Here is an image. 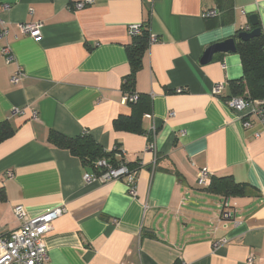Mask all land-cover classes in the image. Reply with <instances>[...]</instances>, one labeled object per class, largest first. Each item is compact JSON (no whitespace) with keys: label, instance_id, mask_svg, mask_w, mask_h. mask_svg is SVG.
Listing matches in <instances>:
<instances>
[{"label":"crops","instance_id":"crops-1","mask_svg":"<svg viewBox=\"0 0 264 264\" xmlns=\"http://www.w3.org/2000/svg\"><path fill=\"white\" fill-rule=\"evenodd\" d=\"M76 1L0 0V30L9 28L0 39V123L14 128L0 141V236L18 227L17 204L32 217L63 208L44 236L45 264H264V124L251 116L244 126L226 103L244 73L240 54L201 62L209 46L252 26L250 14L264 32V0ZM23 22L40 23V38L24 34ZM132 23L157 37L135 79L151 103L142 133L114 125L132 113L124 88ZM219 82L226 87L216 96ZM51 130L89 132L108 152L119 145L139 170L137 195L122 179L86 181L89 166L54 145ZM202 168L249 184L247 192L200 185ZM226 199L231 220L221 216Z\"/></svg>","mask_w":264,"mask_h":264},{"label":"built area","instance_id":"built-area-1","mask_svg":"<svg viewBox=\"0 0 264 264\" xmlns=\"http://www.w3.org/2000/svg\"><path fill=\"white\" fill-rule=\"evenodd\" d=\"M95 0H78L76 1L77 8H83L91 5ZM7 8L8 5H5ZM216 9L206 10L204 17L209 18L217 15ZM21 31L34 38L41 36V24L38 22H23L19 24ZM143 30L142 23H132L129 25V31L133 36L140 35ZM244 30H251V26H247ZM9 28L7 24L2 23L0 30V39L7 36ZM157 41V37L151 34L150 42ZM9 55V60L11 59ZM21 73V72H20ZM13 82L19 80V74L12 78ZM226 84L219 82L214 85L212 93L219 96ZM182 90V89H179ZM138 95L134 94L130 100H137ZM128 101V97H125ZM226 103L234 110L241 118H244V126L252 125L251 116L256 117L264 124V99H251L244 96H232L226 100ZM18 111V110H16ZM38 117L37 111H33L32 118ZM149 148H153L154 144L150 143ZM118 160H121L118 165H113L109 159L100 158L94 162L96 172H87L85 180L90 182L100 180L108 182L111 180L122 179L128 186V191L132 196L137 195V176L139 170L130 168L126 162L122 161L123 155L118 151ZM12 172H7V177H12ZM213 174L208 168H202L198 173V183L202 186L210 184ZM64 212L63 208H56L44 214L32 217L28 214L26 207L23 204H17L14 207V214L19 222L18 227L8 235L0 236V264H45L49 261V250L47 248L44 236L52 229L53 222ZM221 216L224 220H231L234 213L230 207L228 199L223 202ZM222 241H217L214 245L219 246ZM248 261H254V257L250 256ZM264 263V258H263Z\"/></svg>","mask_w":264,"mask_h":264},{"label":"trees","instance_id":"trees-1","mask_svg":"<svg viewBox=\"0 0 264 264\" xmlns=\"http://www.w3.org/2000/svg\"><path fill=\"white\" fill-rule=\"evenodd\" d=\"M256 27H261L259 23ZM253 29L254 27L251 26ZM151 38L148 26H143L142 33L134 37L128 46L130 72L124 80V88L128 103L132 106L130 115H122L114 120L116 128H125L133 132H144L141 126V117L151 109L150 99L144 94L134 91L135 79L138 70L143 66V56L147 50ZM240 54L243 64V76L230 82L232 96H244L251 99H264V32L259 36L247 41H237V51ZM134 94L138 95L137 100H130ZM226 99V98H225ZM14 132V128L7 122L0 123V141ZM50 141L60 147L69 150L73 155L78 156L84 165L89 166L91 172H96L94 162L100 158H107L113 165H118L121 160L115 157L120 150L118 145L112 152L106 151L89 132H84L75 137L66 136L58 131L51 130ZM122 161L126 162L123 158ZM126 164L130 168L128 162ZM249 184L238 183L231 176L213 178L209 186L210 190L220 191L226 194L246 193Z\"/></svg>","mask_w":264,"mask_h":264},{"label":"water","instance_id":"water-1","mask_svg":"<svg viewBox=\"0 0 264 264\" xmlns=\"http://www.w3.org/2000/svg\"><path fill=\"white\" fill-rule=\"evenodd\" d=\"M249 20L251 25L254 27L250 31H240L237 34L236 37H230L225 40H222L220 42H216L209 46L201 59L202 63H208L210 62L214 55L217 53H232L237 51V41L242 40V41H247L249 39L259 37L263 32L262 27H256L259 24V16L258 14H250Z\"/></svg>","mask_w":264,"mask_h":264},{"label":"rangeland","instance_id":"rangeland-1","mask_svg":"<svg viewBox=\"0 0 264 264\" xmlns=\"http://www.w3.org/2000/svg\"><path fill=\"white\" fill-rule=\"evenodd\" d=\"M246 31V30H245ZM250 31V30H249Z\"/></svg>","mask_w":264,"mask_h":264}]
</instances>
